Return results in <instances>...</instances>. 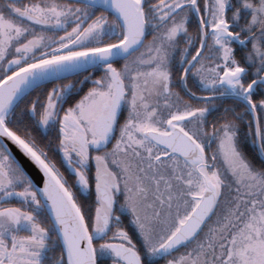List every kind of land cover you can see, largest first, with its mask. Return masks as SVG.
Masks as SVG:
<instances>
[{"label":"snow or ice","instance_id":"obj_1","mask_svg":"<svg viewBox=\"0 0 264 264\" xmlns=\"http://www.w3.org/2000/svg\"><path fill=\"white\" fill-rule=\"evenodd\" d=\"M0 264H264V0H0Z\"/></svg>","mask_w":264,"mask_h":264}]
</instances>
